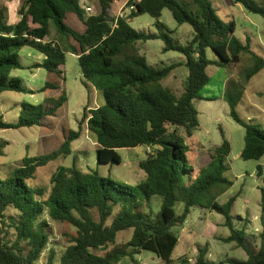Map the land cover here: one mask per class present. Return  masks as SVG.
Returning a JSON list of instances; mask_svg holds the SVG:
<instances>
[{
  "label": "trees",
  "instance_id": "16d2710c",
  "mask_svg": "<svg viewBox=\"0 0 264 264\" xmlns=\"http://www.w3.org/2000/svg\"><path fill=\"white\" fill-rule=\"evenodd\" d=\"M89 1L94 11L90 16L85 14L80 0H24L16 24L8 22V9L0 6V97L5 92L35 94L21 80L11 77L14 70L45 69L62 76L60 68L65 64L66 53L77 55L84 85L99 89L105 100L102 107L86 108L80 123V127L86 123L95 139L98 164H119L118 149L149 146L154 151L140 163L147 179L134 187L125 186L101 176L98 170L84 172L73 166L60 168L52 177L47 200H43L45 189L28 186L27 182L35 178L39 168L70 156L73 143L82 135V130L75 131L68 124L66 92L56 84H47L37 92L53 90L59 94L47 96L40 105L21 104L15 124L0 116V130L35 126L42 129L37 155L24 158L12 177H0V264H36L50 245L49 222L73 230L64 234L68 246L62 253L61 264H120L125 259L138 264L136 255L141 251L151 252L171 264L179 243L172 229L184 224L195 207L225 216L231 235L223 241L236 242L248 258L216 263L208 260V250L203 249L195 262L186 259L182 264H264V230L259 248H250L243 233L232 223L230 213L235 198L224 205L217 202L219 196L233 187V182L223 176L229 170L231 143L222 131L223 143L210 151L207 166L197 170L192 165V148L187 142L200 127L194 101L203 100L199 93L211 79L209 66L235 65L241 62L242 54L250 53L255 67L246 74L248 82L264 68V59L251 52L249 42L244 44L235 37L236 24L221 20L210 0H183V3L129 0L127 8L134 6V9L117 19L110 15L115 0ZM230 1L264 18V7L254 1ZM164 10L171 11L179 25L193 28L194 38L186 46L173 44L166 35L137 31L129 22L146 14L161 19ZM52 25L60 39L47 41ZM159 39L166 44L164 52H179L185 62L162 68L149 65L137 45ZM25 47L41 53L45 57L43 62L24 67L18 53ZM209 49L219 61L209 60ZM182 65L188 76L184 92L177 96L163 88L161 82ZM224 96L231 117L246 130L241 158L261 160L264 131L240 119L237 102L229 97L227 90ZM7 144L0 142V156ZM258 171H262L261 166ZM155 196H161L163 203L152 216L144 209L151 208ZM179 201L184 204L180 216L175 212ZM9 208L15 210L13 214ZM115 214L116 218L108 225ZM7 227L14 230L13 242L8 240ZM129 229L134 230L130 241L125 246H115L118 234ZM23 243L28 246L26 253ZM110 245L115 247L104 256L95 254ZM53 261L52 251L47 264Z\"/></svg>",
  "mask_w": 264,
  "mask_h": 264
},
{
  "label": "rangeland",
  "instance_id": "374dc122",
  "mask_svg": "<svg viewBox=\"0 0 264 264\" xmlns=\"http://www.w3.org/2000/svg\"><path fill=\"white\" fill-rule=\"evenodd\" d=\"M24 0H0V6L8 9V22L12 24L18 17L19 8ZM112 5V19L127 15V0H117ZM217 16L224 22L236 24L235 37L242 43L249 42L251 52L264 59V18L261 15L249 12L242 4H233L230 0H210ZM258 6L264 7V0H252ZM183 3V0H180ZM80 4H90L89 0H80ZM110 13V14H111ZM131 26L140 32L157 33L166 35L173 44L186 46L194 38V30L188 25H179L174 19L171 11L164 10L161 19H155L148 14L138 16L130 22ZM54 26H51V33L48 41L58 39ZM60 39V38H59ZM165 42L162 39L140 42L138 47L148 51V58L158 62L162 68L167 64H174L179 58L185 57L175 51L164 52ZM19 62L27 67L34 62L42 60L44 56L33 48L25 47L19 51ZM211 61H219L217 55L207 51ZM157 63V64H158ZM162 64V66L160 65ZM255 67L253 55L242 54L241 62L235 65H227L215 73L211 67L209 83L200 91L199 96L203 100H195L194 104L199 112L200 127L189 141L192 148L190 159L195 169L201 170L210 162V151L223 143L222 131L225 138L231 143L232 151L228 158L229 170L224 173V178L233 182V187L223 195L219 196L217 202L220 205L226 204L231 198H235L231 210L232 223L235 229L243 233L245 243L250 248H259L260 234L264 230V157L257 161H245L241 153L245 146V128L238 124L230 115V106L224 101V93L227 90L230 98L237 102L236 112L240 119L252 124L264 131V68L246 81L247 72ZM220 68V67H219ZM62 76L48 72L45 69L30 70L17 69L11 77L21 80L22 85L35 94L5 92L0 97V116H3L9 124H15L20 116L21 104L40 105L46 96H56L59 92L49 90L46 93H38L47 84H56L66 92L68 98L67 120L71 129L82 130L80 139L72 145L73 153L70 156H63L37 170L34 179L27 182L33 188L45 189L43 200H47L51 192V179L60 168H71L77 166L84 172L98 170L101 176L116 181L125 186H137L147 179L146 173L140 168V163L148 158L149 153L154 150L149 146H139L133 149H118L120 157L119 164L100 165L98 164L95 139L89 134L86 123L80 127L85 109L91 110L102 107L105 100L102 92L92 85L87 88L84 85V77L79 65L78 56L68 52L66 61L62 66ZM233 76V77H232ZM185 70L178 67L174 76H170L161 82V86L170 90L177 96L184 92L186 84ZM230 78L225 84V78ZM226 87V88H225ZM243 87V88H242ZM207 99H214L208 101ZM42 134L40 127L5 129L0 130V142L8 143L4 147V154L0 156V177L6 179L12 177L13 171L22 165L26 157H34L38 153V140ZM262 171H258V167ZM163 198L155 196L151 199V208L144 209L150 215L157 214L162 206ZM184 204L179 201L175 206L178 216L183 213ZM10 214L15 211L9 208ZM117 212V211H116ZM98 220L97 213H94ZM116 214L113 215L108 225L112 224ZM225 216L209 209L195 207L192 209L186 222L172 229L178 237L179 243L176 247L171 264H182L186 259L195 262L200 250H208L207 258L211 262H221L228 259L247 260V253L239 248L236 242L226 243L224 238L231 235L230 229L225 225ZM9 223V222H8ZM51 239L49 248L44 252L36 264H47L50 253L54 252L53 264H61L62 253L68 246V240L64 234L73 230L67 225H56L49 222ZM8 240H15L14 230L10 227ZM134 233L133 229L118 234L116 245L125 246ZM25 253L28 246L23 243ZM114 245L105 251H95V254L104 256L111 251ZM94 252V251H93ZM139 264H166L155 254L148 251H141L136 255ZM120 264H131L130 259L123 260Z\"/></svg>",
  "mask_w": 264,
  "mask_h": 264
},
{
  "label": "crops",
  "instance_id": "0c3cea01",
  "mask_svg": "<svg viewBox=\"0 0 264 264\" xmlns=\"http://www.w3.org/2000/svg\"><path fill=\"white\" fill-rule=\"evenodd\" d=\"M129 0H127L126 2H128ZM118 1L117 0H115V2L112 4V5H114V4H116ZM112 5H111V8H110V13H111V9H112ZM85 6L86 7H89V8H92L93 9V6H90V4H85ZM94 12V11H93ZM111 16H112V13L110 14ZM19 17L12 23V24H16L18 21H19ZM129 22H131V20L129 21ZM50 33H51V30H50ZM48 41V40H47ZM137 48H138V50H139V53L142 55V56H144L146 59H147V62H148V64L149 65H151V66H153V67H159V63L158 62H153L152 63V61H153V59H155V58H153V57H151V60H149V58H148V51L147 50H145L144 48H142V47H138V45H137ZM45 58V57H44ZM44 58L42 59V60H39L38 62H34L33 64H35V63H42L43 62V60H44ZM185 62V59H183V58H179V61L178 62H176V63H184ZM158 63V64H157ZM32 64V65H33ZM32 65H28L27 67H30V66H32ZM161 66H162V64H160ZM171 65V64H170ZM166 66H169V64H167ZM214 66V70H215V73H218L219 72V69H221V68H219L218 66H216V65H211V66H209V68H208V70H207V72H208V74H209V77L211 78V75H210V73H209V71H210V69H211V67H213ZM179 68H181V69H183V70H185V73H186V80H187V76H188V72H187V70H186V68L182 65V66H180ZM178 69V68H177ZM176 69V70H177ZM31 70V69H30ZM33 70H39V69H33ZM60 70H62V67L60 68ZM174 74H175V70L170 74V76L172 75V76H174ZM169 76V77H170ZM168 77V78H169ZM233 77V76H232ZM232 77H227V78H225V84H226V82L227 81H229L230 80V78H232ZM167 78V79H168ZM91 86V85H90ZM89 86V87H90ZM93 87V86H92ZM226 88V87H225ZM224 95H225V93H224ZM223 95V97H224V101L226 102V100H225V96ZM47 97V96H46ZM45 97V98H46ZM89 109V108H88ZM188 140H190V139H188ZM188 142V144L190 145V143H189V141H187ZM191 147V146H190ZM209 254V253H208ZM136 260L138 261V264H139V259H137L136 258ZM131 264H134V262H132L131 261Z\"/></svg>",
  "mask_w": 264,
  "mask_h": 264
},
{
  "label": "built area",
  "instance_id": "2783aa9c",
  "mask_svg": "<svg viewBox=\"0 0 264 264\" xmlns=\"http://www.w3.org/2000/svg\"><path fill=\"white\" fill-rule=\"evenodd\" d=\"M82 9L85 11V14L87 16H90L93 14V9L92 8H89V7H86V6H83L81 5ZM134 9V6L130 7L129 8V11H132ZM37 42H40V40L38 39Z\"/></svg>",
  "mask_w": 264,
  "mask_h": 264
}]
</instances>
